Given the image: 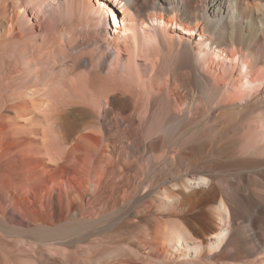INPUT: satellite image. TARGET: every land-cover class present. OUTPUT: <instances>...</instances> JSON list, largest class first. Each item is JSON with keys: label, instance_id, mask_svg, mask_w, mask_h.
I'll return each instance as SVG.
<instances>
[{"label": "bare ground", "instance_id": "obj_1", "mask_svg": "<svg viewBox=\"0 0 264 264\" xmlns=\"http://www.w3.org/2000/svg\"><path fill=\"white\" fill-rule=\"evenodd\" d=\"M0 264H264V0H0Z\"/></svg>", "mask_w": 264, "mask_h": 264}]
</instances>
